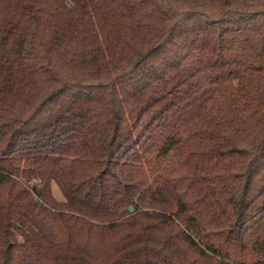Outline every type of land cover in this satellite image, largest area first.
<instances>
[{
  "label": "trees",
  "instance_id": "16d2710c",
  "mask_svg": "<svg viewBox=\"0 0 264 264\" xmlns=\"http://www.w3.org/2000/svg\"><path fill=\"white\" fill-rule=\"evenodd\" d=\"M0 264H264V0H0Z\"/></svg>",
  "mask_w": 264,
  "mask_h": 264
},
{
  "label": "rangeland",
  "instance_id": "374dc122",
  "mask_svg": "<svg viewBox=\"0 0 264 264\" xmlns=\"http://www.w3.org/2000/svg\"><path fill=\"white\" fill-rule=\"evenodd\" d=\"M56 193L59 194L58 190L56 189Z\"/></svg>",
  "mask_w": 264,
  "mask_h": 264
},
{
  "label": "water",
  "instance_id": "95a60500",
  "mask_svg": "<svg viewBox=\"0 0 264 264\" xmlns=\"http://www.w3.org/2000/svg\"><path fill=\"white\" fill-rule=\"evenodd\" d=\"M130 210H133V207H130Z\"/></svg>",
  "mask_w": 264,
  "mask_h": 264
}]
</instances>
